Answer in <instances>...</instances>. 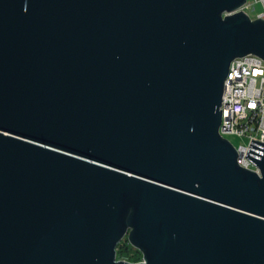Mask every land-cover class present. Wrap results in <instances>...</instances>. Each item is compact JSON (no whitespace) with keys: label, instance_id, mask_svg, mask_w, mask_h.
<instances>
[{"label":"water","instance_id":"1","mask_svg":"<svg viewBox=\"0 0 264 264\" xmlns=\"http://www.w3.org/2000/svg\"><path fill=\"white\" fill-rule=\"evenodd\" d=\"M245 2L0 0V264H264V142L219 134Z\"/></svg>","mask_w":264,"mask_h":264},{"label":"built area","instance_id":"2","mask_svg":"<svg viewBox=\"0 0 264 264\" xmlns=\"http://www.w3.org/2000/svg\"><path fill=\"white\" fill-rule=\"evenodd\" d=\"M260 3L262 11L254 17L250 13ZM251 20L264 21V0H246L239 9ZM221 123L219 134L244 138L245 145L235 148L238 166L259 172L256 166L245 158L251 140L264 142V61L253 54L234 59L223 82L221 101Z\"/></svg>","mask_w":264,"mask_h":264},{"label":"trees","instance_id":"3","mask_svg":"<svg viewBox=\"0 0 264 264\" xmlns=\"http://www.w3.org/2000/svg\"><path fill=\"white\" fill-rule=\"evenodd\" d=\"M126 247H129V243L124 242L123 246L121 245V241L117 244L116 247V259L124 260L131 263H137L141 261L142 254L137 249L136 250H127Z\"/></svg>","mask_w":264,"mask_h":264},{"label":"rangeland","instance_id":"4","mask_svg":"<svg viewBox=\"0 0 264 264\" xmlns=\"http://www.w3.org/2000/svg\"><path fill=\"white\" fill-rule=\"evenodd\" d=\"M262 11V7H261V4L260 3H257L255 6H254V11H252L250 13V16L251 17H254L256 14H258L259 12ZM227 140L232 144L233 147H237L239 145H245L247 143V140L244 139V138H238V137H232V136H228L227 137ZM127 240V236H125L122 240H121V245L123 246L124 242H126ZM128 242V240H127ZM127 250L131 251V250H136L135 248H133L130 244H129V247H126ZM142 259V258H141ZM125 261V259H124Z\"/></svg>","mask_w":264,"mask_h":264},{"label":"flooded vegetation","instance_id":"5","mask_svg":"<svg viewBox=\"0 0 264 264\" xmlns=\"http://www.w3.org/2000/svg\"><path fill=\"white\" fill-rule=\"evenodd\" d=\"M140 262V261H139Z\"/></svg>","mask_w":264,"mask_h":264}]
</instances>
